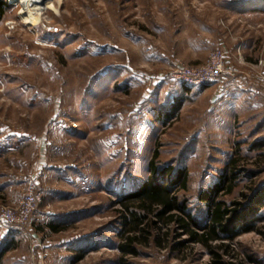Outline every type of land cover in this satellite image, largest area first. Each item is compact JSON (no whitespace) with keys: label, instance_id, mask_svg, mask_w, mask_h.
I'll use <instances>...</instances> for the list:
<instances>
[{"label":"rangeland","instance_id":"1","mask_svg":"<svg viewBox=\"0 0 264 264\" xmlns=\"http://www.w3.org/2000/svg\"><path fill=\"white\" fill-rule=\"evenodd\" d=\"M19 1L0 21V264H213L168 224L123 254L118 204L155 151L200 222L231 160L218 198L264 187V0ZM254 219L236 264H264V203Z\"/></svg>","mask_w":264,"mask_h":264},{"label":"trees","instance_id":"2","mask_svg":"<svg viewBox=\"0 0 264 264\" xmlns=\"http://www.w3.org/2000/svg\"><path fill=\"white\" fill-rule=\"evenodd\" d=\"M7 8V2L0 0V21ZM158 157L155 151L149 164L148 181L119 201L122 226L126 231L119 250L125 255H135L136 249L144 247L149 241L159 243L161 225L168 224L171 225L170 232L180 229L187 235L185 243L205 248L213 264H236L227 258L231 245L241 235L255 231L252 223L264 203V187H251L248 194H241L242 201H234L231 205L218 198L232 194L240 180L239 160H231L219 181L199 195L198 200L206 211V221L200 222L189 212L188 202L182 201L172 191L175 185H180L183 192L187 191L186 178H181L183 171L174 167H159ZM243 199L248 201L246 206ZM179 246L182 244L176 247ZM247 260L255 263L252 257L248 256Z\"/></svg>","mask_w":264,"mask_h":264},{"label":"built area","instance_id":"3","mask_svg":"<svg viewBox=\"0 0 264 264\" xmlns=\"http://www.w3.org/2000/svg\"><path fill=\"white\" fill-rule=\"evenodd\" d=\"M8 2L9 5H13V6H18L20 5V1L19 0H6ZM2 226L4 228H8V226L6 224H2Z\"/></svg>","mask_w":264,"mask_h":264}]
</instances>
